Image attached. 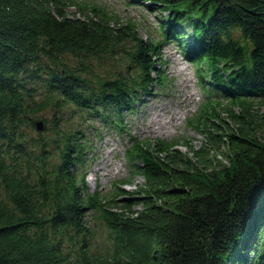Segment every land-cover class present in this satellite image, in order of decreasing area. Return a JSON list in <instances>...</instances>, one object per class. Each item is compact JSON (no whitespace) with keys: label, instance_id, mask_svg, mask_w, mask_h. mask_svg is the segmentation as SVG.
Masks as SVG:
<instances>
[{"label":"trees","instance_id":"trees-1","mask_svg":"<svg viewBox=\"0 0 264 264\" xmlns=\"http://www.w3.org/2000/svg\"><path fill=\"white\" fill-rule=\"evenodd\" d=\"M141 4L164 14L161 42L76 0H0V264H264V131L251 111L264 105V0ZM169 42L231 121L208 101L187 121L203 137L185 143L192 156L130 139L143 184L103 200L86 179L94 123L128 136L123 114L165 87Z\"/></svg>","mask_w":264,"mask_h":264},{"label":"rangeland","instance_id":"rangeland-1","mask_svg":"<svg viewBox=\"0 0 264 264\" xmlns=\"http://www.w3.org/2000/svg\"><path fill=\"white\" fill-rule=\"evenodd\" d=\"M76 1L101 8L114 18V22L135 25L137 34L144 40L161 42L158 18L164 14L150 12L142 6V0ZM70 11H75V7L70 8ZM159 54L163 63L165 87L154 86L152 94L143 98L134 114H123L128 136L119 135L102 128L99 123H94L100 135L92 138L94 149L89 154L91 160L86 179L89 191L100 193L103 200H118L121 198L118 195L121 191H134L143 184L141 176L132 178L129 174L125 153L131 145L130 139L177 142L176 150L192 156L185 143L198 150L202 146L203 137L194 128L189 127L187 121L197 119L204 110L212 112L208 101L213 102L214 106L218 102L217 111H222V118L231 121L225 112V109H231V106L219 96L204 92L197 80L194 65L185 60L174 43H162ZM205 88L209 89L208 85H205ZM251 105L258 128L264 131V105L257 101H253ZM232 108L235 114L240 113L236 107ZM202 119L205 120V115ZM222 162L225 160L222 159ZM129 179L132 184L122 183Z\"/></svg>","mask_w":264,"mask_h":264},{"label":"water","instance_id":"water-1","mask_svg":"<svg viewBox=\"0 0 264 264\" xmlns=\"http://www.w3.org/2000/svg\"><path fill=\"white\" fill-rule=\"evenodd\" d=\"M32 125L36 132H42L44 129V123L42 120H35L32 122Z\"/></svg>","mask_w":264,"mask_h":264}]
</instances>
